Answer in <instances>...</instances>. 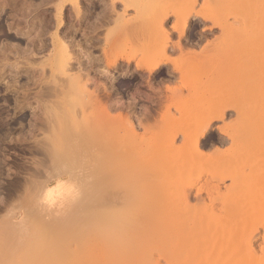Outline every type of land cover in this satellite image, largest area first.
<instances>
[{"label":"rangeland","instance_id":"rangeland-1","mask_svg":"<svg viewBox=\"0 0 264 264\" xmlns=\"http://www.w3.org/2000/svg\"><path fill=\"white\" fill-rule=\"evenodd\" d=\"M0 264H264V0H0Z\"/></svg>","mask_w":264,"mask_h":264},{"label":"clouds","instance_id":"clouds-1","mask_svg":"<svg viewBox=\"0 0 264 264\" xmlns=\"http://www.w3.org/2000/svg\"><path fill=\"white\" fill-rule=\"evenodd\" d=\"M81 195L79 185L71 179L56 180L43 195V202L54 212L59 214L68 201L76 200ZM5 226L14 230L21 239L32 237L35 226L26 217L24 210L19 208L15 218L4 221Z\"/></svg>","mask_w":264,"mask_h":264},{"label":"bare ground","instance_id":"bare-ground-1","mask_svg":"<svg viewBox=\"0 0 264 264\" xmlns=\"http://www.w3.org/2000/svg\"><path fill=\"white\" fill-rule=\"evenodd\" d=\"M167 17L169 16L168 14L166 15ZM233 31V30H232ZM180 47L182 48L183 46L182 45H180ZM229 109H235V110H237L238 111V113H240V108L238 107V105H236V104H231V103H222V102H220L219 101V103H217L216 104V111H215V113L212 115V116H210L209 118H207L205 121H204V124H203V127H202V129H201V131H199L198 133V135L196 136V139H195V145H196V147H197V149H199V150H201V146H202V144H200L201 142H200V139L203 137V135H205L206 134V132L208 131V129H209V127H210V125H211V123L213 122V120H215V119H224V117H225V115H226V113H227V111L229 110ZM166 110V109H165ZM164 112V111H163ZM132 124V123H131ZM157 126H158V128L160 127V123H159V125L157 124ZM133 127V126H132ZM131 127V128H132ZM202 140V139H201ZM219 178L221 179V180H223L225 177H223V176H219ZM196 186V184L195 183H192L190 186H188L185 190H184V192H183V199L185 200V202H188V195H189V193H190V191H191V189L193 188V187H195ZM217 189H218V187H217ZM198 191H200V188H198ZM213 200H216V198H213ZM236 224V221H230L229 222V225H225V226H231L232 224ZM228 224V223H227ZM219 227V228H217V230H215V232L218 234V235H221V234H224L225 233V231L227 230V227ZM208 233H210V234H213V230H210L209 229V231H208ZM258 236V235H257ZM254 238H256V235H255V237Z\"/></svg>","mask_w":264,"mask_h":264}]
</instances>
